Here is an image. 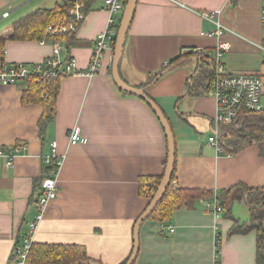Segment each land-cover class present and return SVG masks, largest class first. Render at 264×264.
Returning <instances> with one entry per match:
<instances>
[{"label":"crops","instance_id":"0c3cea01","mask_svg":"<svg viewBox=\"0 0 264 264\" xmlns=\"http://www.w3.org/2000/svg\"><path fill=\"white\" fill-rule=\"evenodd\" d=\"M14 1V0H13ZM0 0L2 17L32 0L14 5ZM65 0H42L0 28L6 38L5 60L34 65L54 54V42L13 40V23L38 8H53ZM104 0H92L80 23L75 42L63 56L73 57L85 70L99 33L110 14ZM10 4V7H9ZM125 8V7H124ZM261 0H139L127 35L120 74L131 86L145 87L171 124L177 154L175 184L184 188L214 190V197L194 207L177 210L168 225L145 220L139 232L136 264H255L257 232L233 234L234 223L225 211L215 217L206 204L238 183L264 187V157L253 144L234 154L218 152L210 143L216 133L217 102L211 90L193 95L199 50L213 53L221 41L230 49L221 57L229 72L258 74L263 79L264 24ZM124 11V10H123ZM8 12L7 16L3 14ZM203 12H219L216 20L226 29L220 35ZM1 17V18H2ZM119 28V26H118ZM116 42V41H115ZM190 54L178 67L164 68L173 58ZM114 53L108 51L95 76L66 75L60 80L54 121L43 136L38 120L41 104H21L22 85H0V149L25 144L13 163L0 156V264L21 262L16 248L23 246L29 222L37 214L36 201L44 181V156L56 153L62 160L57 175L58 196L49 202L33 242L78 244L89 260L122 264L133 249L134 225L149 204L141 195L140 178L161 175L168 155L165 131L151 107L141 98L124 93L112 75ZM155 77V78H156ZM79 125L86 144L72 145L69 132ZM208 135V136H206ZM240 222L249 220L244 201L232 204ZM174 227L173 232L168 227ZM217 248L219 251L217 253Z\"/></svg>","mask_w":264,"mask_h":264},{"label":"trees","instance_id":"16d2710c","mask_svg":"<svg viewBox=\"0 0 264 264\" xmlns=\"http://www.w3.org/2000/svg\"><path fill=\"white\" fill-rule=\"evenodd\" d=\"M92 0H84V12H88ZM127 0L124 1L126 6ZM70 3L63 1L57 3L53 8H38L13 23V33L9 37L13 40H45L51 42L64 41L66 49H70L75 42V35L80 23L76 29L67 31L58 36H49L46 28L51 24L65 22L69 15ZM84 21V20H83ZM82 21V22H83ZM81 22V23H82ZM7 39L0 37V65L4 67L9 64L5 60V47ZM198 55L199 66L197 74L192 77L193 95H202L211 90V83L215 78V59L207 51ZM63 54V52H62ZM190 54L180 55L173 58L164 68L175 64L178 67L186 61ZM63 56V55H62ZM64 59L69 56H63ZM62 75L44 77L37 71L32 70L30 74L18 81L22 85L21 104L24 107L41 104L42 114L38 120V127L41 137L46 128L54 121L57 109V99L60 90V80ZM156 75H151L146 85L151 84ZM124 93H127L123 91ZM217 139L222 147V151L227 154H234L250 145L256 144L259 148V154L264 157V108L259 112L248 110L242 106L238 110L236 119L230 124H223L219 128ZM25 144H17L14 147H23ZM44 156V176L40 178H49L54 171H57V159H53L50 164L45 163ZM167 160L164 162V171L161 175L144 176L140 178L141 195L148 198L149 203L154 197L161 180L163 179ZM177 171V154L175 160L174 172L170 185L164 196L154 208L146 220H155L163 225V229L172 219L174 213L183 208H192L195 203L201 199L213 198L214 190L206 188H184L175 184ZM42 192V191H41ZM41 194V193H40ZM40 195L38 196L39 199ZM222 200L223 212L230 216L234 223L230 229V234H247L253 230L257 232L256 243V263L264 264V187H252L245 183H238L228 189H223L218 193ZM36 201V204L38 202ZM244 201L249 210V220L240 222L232 214V204L234 202ZM35 204V205H36ZM219 248H217V253ZM130 257V256H129ZM127 260L122 263L126 264ZM78 260H89L86 248L78 244H60V243H42L33 242L27 257L26 263L29 264H71ZM136 264V262H134Z\"/></svg>","mask_w":264,"mask_h":264},{"label":"built area","instance_id":"2783aa9c","mask_svg":"<svg viewBox=\"0 0 264 264\" xmlns=\"http://www.w3.org/2000/svg\"><path fill=\"white\" fill-rule=\"evenodd\" d=\"M71 5L69 15L65 22L59 24H51L46 28L49 36H58L67 31L76 29L77 25L85 19L84 0H65ZM125 0H104L105 8L110 14L107 28L98 34L95 46L92 50V56L88 67L80 70L77 67L75 58L69 57L64 59L62 56L63 48L58 42H54V54L45 58L42 62L29 65L23 62L7 64L4 67L0 65V85H13L26 77L32 70L37 71L44 77L56 75H78L83 74L93 77L99 73L103 60L108 51L114 52L118 26L124 10ZM262 1L261 20L264 24V0ZM10 7V4H9ZM121 13V14H120ZM219 12H203L205 19L212 21L216 25V32H204V36L220 35L226 29L216 20ZM120 14V15H119ZM8 15V12L3 14ZM45 40H43L44 42ZM230 49V43L221 41L215 48V78L211 83V93L217 102V114L215 117L216 133L223 124L232 123L238 114L240 107L244 106L250 111L259 112L263 109L261 103V93L263 87V79L258 74H245L229 72L223 65L221 60L224 52ZM203 53V52H202ZM69 141L72 145L86 144L87 137L82 132L79 125H75L69 132ZM210 143L218 152H223L217 136L209 138ZM57 142L51 144V153L46 156L45 163L50 164L53 159H57V166L60 168L62 160L56 153ZM23 147H9L8 149H0V156H5L13 163L14 157L19 154ZM58 171H54L52 176L44 181L42 192L36 204L37 214L29 224V231L24 240L23 246L16 248V253L21 260L25 262L28 251L33 243V236L39 224L44 217V211L50 201L58 196ZM207 209L215 217H219L223 211L222 200L216 198L213 203L206 204ZM169 232L174 231V227H168ZM26 263V262H25Z\"/></svg>","mask_w":264,"mask_h":264},{"label":"water","instance_id":"95a60500","mask_svg":"<svg viewBox=\"0 0 264 264\" xmlns=\"http://www.w3.org/2000/svg\"><path fill=\"white\" fill-rule=\"evenodd\" d=\"M138 1L139 0H127L126 6L124 8L121 21L119 24L114 52H113L114 56H113V65H112V75H113L116 85L122 91H125L129 94H132L134 96H137L143 99L151 107L153 112L156 114L157 118L159 119L165 131V135H166L167 142H168V155H167V165H166L163 179L161 180L160 185L154 197L152 198V200L150 201V203L148 204L144 212L139 216V218L137 219L134 225L133 249H132L131 255L128 261L126 262V264H134V262L137 259V255L139 252V232H140L141 225L148 218V216L152 213L154 208L158 205V203L164 196L168 186L170 185L172 175L174 172L175 160H176V145H175V138H174L171 124L166 114L161 109V107L156 103V101L153 98H151L148 95L147 88L149 87V85L145 87L131 86L122 78L120 74V63H121L122 56L124 53L127 35L129 33V29H130L131 23L134 18L135 9H136ZM170 68L160 73L154 79L153 82L159 79L164 73L169 71ZM71 264H101V263L98 261H94V260H78V261L72 262Z\"/></svg>","mask_w":264,"mask_h":264},{"label":"rangeland","instance_id":"374dc122","mask_svg":"<svg viewBox=\"0 0 264 264\" xmlns=\"http://www.w3.org/2000/svg\"><path fill=\"white\" fill-rule=\"evenodd\" d=\"M13 1V0H12ZM22 0H14L13 3L14 5H17L21 2ZM24 1V0H23ZM42 0H32L31 2H29L28 4L24 5L23 7H21L20 9H18L16 12L12 13L11 17H8V18H4L2 17V13H3V10L2 9L0 11V28H3L5 25L9 24L11 22V20H13L15 18L16 15H20L22 14L23 12H26L29 10V8H31L33 5H36L37 3L41 2ZM61 1V0H59ZM102 1V0H100ZM104 2V1H103ZM121 14V13H120ZM119 14V15H120ZM2 17V18H1ZM200 54L202 52H199ZM213 56L216 57V53H213ZM208 136V135H206Z\"/></svg>","mask_w":264,"mask_h":264}]
</instances>
